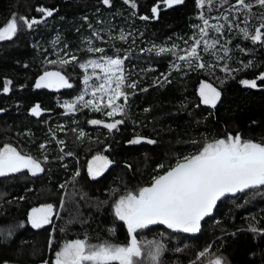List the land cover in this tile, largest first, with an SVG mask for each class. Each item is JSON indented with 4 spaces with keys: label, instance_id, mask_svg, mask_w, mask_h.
<instances>
[{
    "label": "trees",
    "instance_id": "obj_1",
    "mask_svg": "<svg viewBox=\"0 0 264 264\" xmlns=\"http://www.w3.org/2000/svg\"><path fill=\"white\" fill-rule=\"evenodd\" d=\"M135 2L136 8L124 0H112L110 7L102 0H0V26L13 16L41 21L31 29L21 22L12 39L0 41V147L10 144L44 168L35 176L24 170L0 177V264H54L55 253L65 242L85 237L92 244H126L127 226L113 208L120 195L147 186L158 171L193 154L206 140L240 133L245 140L264 143V81L257 79V88L240 83L264 73V46L244 38L239 30L247 26L251 32L258 26L264 8L255 0H246L253 5L251 12L232 8L236 0H213L203 8L196 0H184L171 8L161 4L154 18L151 7L157 0ZM40 7L53 14L45 16L37 11ZM201 14L208 19V35L197 48L201 60L192 59L189 66L179 57L187 56L194 34L200 38L193 26H204ZM221 24L222 33L211 27ZM204 41L219 43L204 51ZM90 47L104 51L89 52ZM160 47L172 51L157 55ZM72 56L77 60L60 64ZM116 56L128 57L123 65L127 101L118 100L124 114L106 116L110 110L106 103L100 112L81 102L68 111L65 102L76 101L86 88V73L79 64ZM197 63L206 67L198 68ZM54 69L73 87L37 89L39 76ZM5 80L12 82L8 93L2 91ZM132 82L134 89L127 87ZM202 82L221 94L214 108L202 103ZM37 104L42 109L39 116L31 112ZM93 119L123 123L109 131L89 123ZM137 136L155 143H128ZM97 155L112 163L93 179L88 165ZM160 164L165 169L158 170ZM44 204L53 205L51 223L33 228L29 214ZM252 226L258 231L252 232ZM137 239L164 245L159 264H204L216 257L226 264H264V187L220 200L202 220L199 232L157 224L139 230ZM144 264H149L146 258Z\"/></svg>",
    "mask_w": 264,
    "mask_h": 264
},
{
    "label": "snow or ice",
    "instance_id": "obj_2",
    "mask_svg": "<svg viewBox=\"0 0 264 264\" xmlns=\"http://www.w3.org/2000/svg\"><path fill=\"white\" fill-rule=\"evenodd\" d=\"M104 5L111 6L112 0H102ZM223 3H228V0H222ZM124 3L131 4L132 8H136L135 0H124ZM184 0H157V3L151 7V13L154 18H158L160 5L163 4L168 8L174 5L183 4ZM212 4L213 0H196L198 8H203L205 4ZM255 3L264 8V0H255ZM237 5L239 7H237ZM237 11L251 12L253 5L247 3L246 0H236V4L231 6ZM38 12L44 13L45 16H51L53 11L43 7L37 8ZM143 20H148V16L140 17ZM225 21L227 16L222 17ZM203 21V27L194 25V28L199 30L200 38L196 39L195 34L190 39L194 40L193 45L187 52V56H180V60H188L189 66H192V59L201 60L197 52L201 41L208 35L207 27L208 19L203 14L199 16ZM261 23L256 26L251 32L246 26L240 28V32L244 38L250 39L253 43H260L264 46V15L258 17ZM23 23L28 29L34 25L41 23L40 20L27 17L13 16L6 22L4 26H0V41L12 39L17 31L19 23ZM244 23L247 25V17ZM229 22V28H231ZM215 32L222 33L224 25H211ZM236 27H239L237 24ZM124 40V35L120 36ZM187 43V41H185ZM219 41H214L209 44L204 41V51L215 46ZM177 45H173V49ZM89 52H103L102 48H89ZM151 51V50H149ZM172 49L160 47L157 55L161 53L171 52ZM227 52V50H225ZM243 51V49H242ZM128 57L123 58L116 56L101 57L100 60H89L86 63H80L79 67L85 70L83 83L89 85L92 76H97L102 82L97 84L92 96L101 93V99L107 97L105 108L110 109L105 113L108 117L123 115V105L117 101L121 98L127 101L128 94L123 90L126 83L124 75V61ZM77 58L72 56L70 60L61 59L59 62L62 65L76 61ZM56 63V61H49ZM198 68H204V63H197ZM250 62L244 67H249ZM91 67L92 76L87 74V69ZM176 67H179L178 65ZM99 69L103 76L100 77L96 70ZM228 71L227 65L224 68ZM257 79L264 81V73H261L256 79H243L240 83L249 88H257ZM12 82L5 80L3 82L2 91L8 93ZM115 85V87H113ZM35 87L40 88H72L68 78L60 71H45L35 82ZM127 87L136 88V83H128ZM87 88L85 89V92ZM146 91V89H145ZM220 92L217 91L211 84L202 83L200 87V97L202 103L216 106L220 99ZM83 102L84 107H90L92 110L102 111L99 103H94L93 100H84V94L76 98V101L65 102L63 105L68 111H75L77 103ZM3 111V109H0ZM40 105L32 107L31 112L35 116L41 114ZM93 125H99L101 120L93 119L89 121ZM122 120H114L112 123H103V126L109 131L118 129V125L122 124ZM81 136L84 133L81 131ZM154 144L155 141L145 137L137 136L128 141L129 144H139L141 142ZM63 144V141H59ZM197 143V141H193ZM41 148L45 145L41 144ZM63 151V149H61ZM71 155V153H68ZM47 161V156L44 157ZM112 163L107 157L97 155L93 157L88 165L89 175L95 179ZM158 170L165 169V165L157 166ZM27 170L31 175L35 176L44 171L41 166V161L33 158L30 155H24L10 144H5L0 147V177L10 174L20 173ZM79 175V172L75 174ZM63 187V185L61 186ZM264 187V143L253 140H245L240 133L233 136L227 133L223 138H216L207 141L193 154L178 158L176 163L169 166L166 170L159 172L152 177L150 184L139 187L135 191H126L120 195L114 202L115 217L124 222L127 226L129 240L126 244L111 243L109 241H101L97 244H92L87 237L84 239H75L64 243L62 248L55 253L54 264H144V258L149 261V264H159V258L165 250L164 245L158 241H147L146 244L137 239V232L148 228L151 225H165L168 229L181 231L184 233H196L200 230L201 221L208 216L218 200L222 197L232 194L244 192L247 189ZM115 191V190H114ZM53 214V205L48 204L39 208H33L29 214V221L33 228H41L44 225L51 223ZM252 232H257L258 229L254 226L250 228ZM109 231H113L110 229ZM52 241H49L51 247ZM180 249H177L179 251ZM205 251L199 253L203 257ZM44 264H48L47 261ZM212 264H225L222 257H216Z\"/></svg>",
    "mask_w": 264,
    "mask_h": 264
},
{
    "label": "rangeland",
    "instance_id": "obj_3",
    "mask_svg": "<svg viewBox=\"0 0 264 264\" xmlns=\"http://www.w3.org/2000/svg\"><path fill=\"white\" fill-rule=\"evenodd\" d=\"M93 60H100V59H93ZM100 62L101 63H103V60H100ZM92 72H93V70H92V68L91 67H89L88 69H87V74L88 75H90V76H92ZM96 72L99 74V76L100 77H102L103 76V73H101L100 72V70L99 69H97L96 70ZM100 82H102L100 79H98L97 78V76H92V79H90V81H89V85L88 86H85L86 88H87V91L85 92V89H84V91H83V93L82 94H84V100L85 101H87V100H93L94 101V103H99L100 105L101 104H103V103H106L107 102V97L105 96L103 99H101V93H97L96 94V96L95 97H93L92 96V91H93V89H94V87L97 85V84H99ZM202 83H208V84H211V83H209V82H202ZM212 85V84H211ZM213 86V85H212ZM113 87H115V85H113ZM200 87H201V85H200ZM214 87V86H213ZM214 88H216V87H214ZM217 89V88H216ZM218 91V90H217ZM199 93H200V88H199ZM81 95V94H80ZM79 95V96H80ZM81 103H83V102H81ZM117 103H118V101H117ZM102 121V120H101ZM103 123H112V122H114V121H102ZM103 123L102 124H99V125H103ZM100 156H102V155H100ZM92 161V160H91ZM103 173V172H102ZM44 205H48V204H44ZM44 205H40V206H38V207H35V208H39V207H42V206H44ZM53 211H54V209H53ZM31 213V212H30ZM145 244V243H144ZM62 248V247H61ZM60 248V249H61ZM215 258H213V259H211V260H209L208 262H206V263H204V264H212V261L214 260ZM5 264H8V263H5ZM226 264V263H225Z\"/></svg>",
    "mask_w": 264,
    "mask_h": 264
},
{
    "label": "water",
    "instance_id": "obj_4",
    "mask_svg": "<svg viewBox=\"0 0 264 264\" xmlns=\"http://www.w3.org/2000/svg\"><path fill=\"white\" fill-rule=\"evenodd\" d=\"M231 195H232V194H228V195L222 197L220 200H222V199L225 198V197L231 196ZM220 200L217 201L216 205L220 202ZM215 207H216V206H215ZM215 207H214V209H215ZM214 209H213V210H214ZM213 210H212V211H213ZM209 215H210V214H209ZM209 215H208V216H209ZM206 217H207V216H206ZM206 217H205V218H206ZM205 218H204V219H205ZM201 222H202V221H201Z\"/></svg>",
    "mask_w": 264,
    "mask_h": 264
},
{
    "label": "flooded vegetation",
    "instance_id": "obj_5",
    "mask_svg": "<svg viewBox=\"0 0 264 264\" xmlns=\"http://www.w3.org/2000/svg\"><path fill=\"white\" fill-rule=\"evenodd\" d=\"M47 71H58V70H55V69H54V70H47ZM42 74H43V73H42ZM48 89H52V90H53L54 88H48ZM59 89H60V88H59ZM59 89H58V90H59ZM61 89H62V88H61Z\"/></svg>",
    "mask_w": 264,
    "mask_h": 264
}]
</instances>
